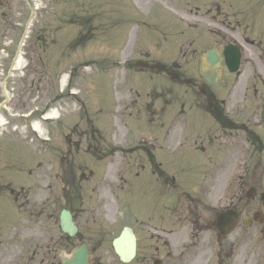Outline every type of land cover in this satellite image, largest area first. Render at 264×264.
I'll use <instances>...</instances> for the list:
<instances>
[{
    "label": "flooded vegetation",
    "instance_id": "af4514ba",
    "mask_svg": "<svg viewBox=\"0 0 264 264\" xmlns=\"http://www.w3.org/2000/svg\"><path fill=\"white\" fill-rule=\"evenodd\" d=\"M170 1L183 10L182 18L165 22L155 15L138 50L140 59L133 62L147 79L176 82L165 88L176 101L171 106L176 115L145 119L147 131L138 129L134 83L122 80L114 124L122 130L132 118L137 137H108L103 126L91 122L81 132L79 112V122L63 138L56 197L43 185L45 172L14 171L17 161L11 158L23 160L16 147L24 143L9 132L16 124L9 71L21 45L15 39L31 7L29 0H0V64L2 51L8 53L5 61L10 59L0 74V117L9 123L0 133V264H63L83 247L90 264H259L248 235L250 230L263 233L264 224L245 221L248 206L264 210V178L258 172L264 164V0ZM175 50L188 59L186 66L176 63ZM208 50L222 56L217 88L180 77L183 69L199 72L200 55ZM38 94L42 98L44 92ZM163 129L168 131L155 133ZM88 140L86 158L77 160ZM40 142L47 145L48 139ZM48 156L42 153L40 160L36 155L40 161L27 167L48 166ZM249 184L253 200L247 198ZM73 201L75 234L70 237L61 231L60 215L48 217V210L60 206L62 211L67 203L71 210ZM232 210L238 227L226 237L216 219ZM125 231L135 238L136 256L124 260L115 241Z\"/></svg>",
    "mask_w": 264,
    "mask_h": 264
},
{
    "label": "rangeland",
    "instance_id": "374dc122",
    "mask_svg": "<svg viewBox=\"0 0 264 264\" xmlns=\"http://www.w3.org/2000/svg\"><path fill=\"white\" fill-rule=\"evenodd\" d=\"M29 2L36 15L23 48L27 67L9 80L10 96L12 94L16 96L9 106L14 115L23 113L26 115L33 109L38 112L31 120H25V126L21 125L25 123L16 120L17 125H21L17 132L14 129L18 126L15 127L14 124L9 129L16 139L24 143H17L16 147V153L22 154L23 160L15 156L11 159L17 161L14 171L20 172L27 168L30 161L35 164V160H41L42 153H48V166H45L44 162L35 169L47 174L48 177L43 185L52 187L53 194L57 197L60 190L63 138L72 132L74 123L79 122V117L77 118L79 112L81 117L84 116L78 124L79 131H86L89 127L88 122H91L96 126H103L108 137L113 133L114 137L125 136L132 139L137 137L132 132L137 129V123L132 118L129 119L132 124L122 126V130L114 124L118 117V97L123 89L122 76H129L130 81L134 83V90H139L142 95H145L143 90L150 93L156 90L159 95L158 106L164 107L166 102H170L169 95L161 89H155L149 79L136 75L132 70V62L126 60V56L131 59L136 57L140 47H144L139 43L144 41L146 35V30L143 31L141 24L150 18L155 6L167 11L168 2L166 0H30ZM159 15L165 20L163 14ZM21 28L24 33L26 24ZM23 33L16 37L15 43L22 40ZM174 59L185 65V60L177 57ZM2 64L6 70L10 63L8 60V62L3 61ZM182 72L186 77L199 79L197 73H188L184 69ZM65 74L68 76L66 88L61 85V79ZM138 83L142 85L139 86ZM39 89L44 92L42 98L38 94ZM75 89L79 92L78 96L70 94ZM47 107L48 110L59 109L61 116L57 120L48 122L47 125L44 124L46 137L48 136L49 139L46 145L41 144L38 136L31 133L29 126L32 119H40L38 118L40 111H46ZM147 116L143 113L138 115L137 111L138 125H140L139 120ZM150 117L158 116L155 117L152 113ZM8 126L9 123L6 127ZM75 141L73 138L72 143ZM81 145L79 153L83 156L76 157L77 160L86 158L84 153L89 140ZM13 154L16 155L14 151ZM261 168L259 177L264 178L263 164ZM243 176L247 182L249 176L246 170L243 171ZM68 177L69 175L66 174L67 180ZM61 209L60 206L50 207L48 217H59ZM248 209L249 212H253L255 208L251 205ZM248 238L251 239L252 249L256 250L257 260L260 264H264V232L250 230Z\"/></svg>",
    "mask_w": 264,
    "mask_h": 264
},
{
    "label": "water",
    "instance_id": "95a60500",
    "mask_svg": "<svg viewBox=\"0 0 264 264\" xmlns=\"http://www.w3.org/2000/svg\"><path fill=\"white\" fill-rule=\"evenodd\" d=\"M211 62H212V56L210 55V53L209 54H206V55H204V57H203V64L205 65V66H209V64H211ZM202 76L203 77H205V79L210 83H212L213 82V80H214V77L212 76V73L210 72V71H202ZM71 215H70V213L69 212H67V211H64L63 213H62V216H61V220H62V228H63V231L64 232H67V233H69V234H73V232H74V226L72 225V222H71ZM227 222V220L226 221H223V222H220L221 223V226H222V229H226V227L225 226H227V225H231L230 223L229 224H227L226 223ZM235 222H233V224H234ZM125 241V235L123 234V236L120 238V240H119V246H117L118 247V252L121 254V256H122V258L124 259V256H125V254L124 253H126V249L125 250H123V248H122V246H121V243L122 242H124ZM130 249H131V256H133L134 254H135V249L131 246L130 247ZM65 264H89V262H88V256H87V251L86 250H82V251H80V252H78V253H76L75 254V256H73L72 257V259H70V260H66L65 261Z\"/></svg>",
    "mask_w": 264,
    "mask_h": 264
},
{
    "label": "bare ground",
    "instance_id": "6f19581e",
    "mask_svg": "<svg viewBox=\"0 0 264 264\" xmlns=\"http://www.w3.org/2000/svg\"><path fill=\"white\" fill-rule=\"evenodd\" d=\"M29 34H30V31L29 29L27 30V34H26V37L25 39H27L29 37ZM25 61L22 59V58H19L18 59V62L16 63V69L17 71H22L23 68H25ZM67 81H68V76L65 74L63 75L62 79H61V85L64 87L66 84H67ZM74 93H78L77 91H74ZM60 110L59 109H54L52 111H50L47 115H46V118L47 119H59L60 118ZM2 124H4V121H1ZM34 129L35 131H37L40 135H43V128L41 126L40 123L36 122L34 123Z\"/></svg>",
    "mask_w": 264,
    "mask_h": 264
}]
</instances>
